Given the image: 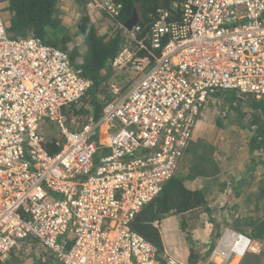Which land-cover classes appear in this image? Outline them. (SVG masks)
<instances>
[{"label":"built area","instance_id":"obj_1","mask_svg":"<svg viewBox=\"0 0 264 264\" xmlns=\"http://www.w3.org/2000/svg\"><path fill=\"white\" fill-rule=\"evenodd\" d=\"M2 1L0 261L31 240L61 264H186L132 223L175 176L212 96L264 99V0H172L147 29L125 28L127 44L109 67L128 77L107 81L99 117L90 107L76 129L66 111L92 82L68 52L9 37ZM86 5L112 21L121 11L112 0ZM47 123L56 135L45 134ZM48 142L58 149L50 153ZM250 245L226 229L211 258H242Z\"/></svg>","mask_w":264,"mask_h":264},{"label":"rangeland","instance_id":"obj_2","mask_svg":"<svg viewBox=\"0 0 264 264\" xmlns=\"http://www.w3.org/2000/svg\"><path fill=\"white\" fill-rule=\"evenodd\" d=\"M2 6L4 16L8 19L7 0L2 1ZM55 18L61 21L62 13L59 11ZM75 18L76 16H70L71 21H75L67 22V33L62 35L68 34L70 41L66 44L67 52L75 50V62L81 64L86 47L78 34ZM98 21L96 30L99 33L106 31L108 36L116 33L117 27L113 26L112 20L106 15L101 14ZM60 34H55L53 41L57 42ZM126 77L128 75L122 73L111 80L122 86ZM87 95L66 111L71 129L77 128L92 107ZM232 95L236 94L218 93L207 101L195 127L186 161L180 164L173 179L182 180L190 188L200 187L201 184L207 188L205 191L209 211L206 215L210 221H215L209 223L212 232L210 258L222 232L230 229L251 239L250 249L244 254L245 257L240 260L236 258L234 264H264V242L252 238L256 223L264 220V111L250 104V101L257 100ZM258 101L264 102V99ZM47 125L45 134L48 137L56 135V128L51 124ZM212 161L217 165L215 171ZM200 172H209L210 177H198ZM196 237L201 240L199 235ZM190 241L193 244L192 234ZM232 258L224 262L211 258V261L201 260L198 264H232ZM2 264L61 263L51 251L28 240L20 243Z\"/></svg>","mask_w":264,"mask_h":264},{"label":"trees","instance_id":"obj_3","mask_svg":"<svg viewBox=\"0 0 264 264\" xmlns=\"http://www.w3.org/2000/svg\"><path fill=\"white\" fill-rule=\"evenodd\" d=\"M112 1L121 5L119 17L112 21L113 26L117 27V31L113 36H97L96 29L87 14H83L77 24V31L86 47V52L82 56L81 64H77L76 67L81 71L84 78L92 82L87 96L90 98L95 119L100 114L98 96L105 91L106 82L114 74L109 64L125 42L124 29L126 24L135 15L137 24L147 29L151 22V15L156 9L169 8L172 0ZM57 3L58 0H7L8 35L13 38L37 37L44 43L67 52L66 44L70 41L69 36L68 34L62 35L67 31L60 27L59 21L54 17ZM56 33H61L57 42L53 41V36ZM68 54L70 59L75 61L76 51L72 50ZM235 96L232 95V97ZM250 104L264 111V102L257 100L250 101ZM46 148L50 153L58 149L51 142L46 144ZM152 203L155 209L154 212L161 215L173 212L180 214L201 207L204 211H209L201 192L187 190L180 182L174 180L168 182ZM150 222L148 219H136L133 229L157 248H160L159 233L151 226ZM210 222L215 223V221ZM255 228L256 231L252 238L264 242V220L256 223ZM196 258L197 256L190 252L189 264H194Z\"/></svg>","mask_w":264,"mask_h":264},{"label":"crops","instance_id":"obj_4","mask_svg":"<svg viewBox=\"0 0 264 264\" xmlns=\"http://www.w3.org/2000/svg\"><path fill=\"white\" fill-rule=\"evenodd\" d=\"M66 3H69V4L66 5ZM82 4L84 5V7ZM86 4H87V0H72V1H70V0H58L56 12L58 13L60 11V13H62V16H63V19L61 21H59L60 27L63 28L64 30H67V28H68L67 22L69 21L71 23L72 21H75L73 19L71 21L70 16H73V17L76 16L75 19H76L77 24H78L81 16L85 12V14L88 15L89 19L91 20L92 24L94 25L95 29L98 28L96 26V23L97 24L99 23L98 20H100L101 14H104V13L87 8ZM55 15H54V17H55ZM101 32H103V34L99 33L96 30L97 36L103 37V36L107 35L106 31H101ZM108 37H111V36H108ZM113 77H115L114 74H113ZM99 134H100L99 144H104L107 140L109 132H106V130H102L101 132H99ZM193 139H194V135H193L192 140H191L189 145H191ZM188 148H189V146H188ZM188 148H187L180 164H182L184 161H186V157L188 155L187 154ZM211 164L213 165L212 168L215 171V168L217 167V165H214L213 161ZM198 177L208 178V177H210V174H209V172H205V173L200 172ZM171 180H174L176 182H180L182 184V186L187 190L201 192L203 195L206 207H207V197H206V191H205V190H207V188L204 185L201 184L200 187H196V188L191 187L190 188L189 186H186L182 182V180H180V179H171ZM167 184H168V182L165 184V186ZM151 203L146 205L142 209V211L136 216L134 222L132 223V229H133V225H134L136 219H148L151 221L150 222L151 226L153 228H155L159 233L161 247L157 248L154 245L157 249H159V251L164 252L170 256H173L176 259L178 258L179 261L186 263V264H189L190 252H192L194 255L197 256L194 264H198L199 263L198 261H201V260L203 261L206 259L211 261V258H210V253H211L210 250L211 249L209 250V248H212V246L209 247V244H211V240H212L211 239L212 236L210 235V234H212V232L209 229V225H210L209 223H211V222H210L209 218H207L206 211H204L202 207L187 210V211L182 212L180 214L173 212V213L161 215V214H157L154 212L155 209L152 206L153 203L152 204ZM198 220H200V221H198ZM193 222H194V226H192ZM191 234H192L193 244L196 245L195 247H193V244L190 241ZM196 235H199L201 240L197 239ZM197 240H199V241H197ZM248 253H250V252H248ZM245 255L243 257H245ZM253 256H255V255H253ZM242 258H240V259H242ZM3 260L0 261V264L3 263ZM215 260H218V259H215ZM239 260H238V262H239ZM232 263H233V261H232Z\"/></svg>","mask_w":264,"mask_h":264},{"label":"water","instance_id":"obj_5","mask_svg":"<svg viewBox=\"0 0 264 264\" xmlns=\"http://www.w3.org/2000/svg\"><path fill=\"white\" fill-rule=\"evenodd\" d=\"M137 24V18H136V16L134 15L131 19H130V21H128V23L126 24V29L127 30H131V28L134 26V25H136Z\"/></svg>","mask_w":264,"mask_h":264},{"label":"bare ground","instance_id":"obj_6","mask_svg":"<svg viewBox=\"0 0 264 264\" xmlns=\"http://www.w3.org/2000/svg\"><path fill=\"white\" fill-rule=\"evenodd\" d=\"M236 258L238 259L239 256H235V257L233 258V259H234V260H233L234 262H233L232 264H234V263L236 262V260H235ZM239 259H240V258H239Z\"/></svg>","mask_w":264,"mask_h":264}]
</instances>
